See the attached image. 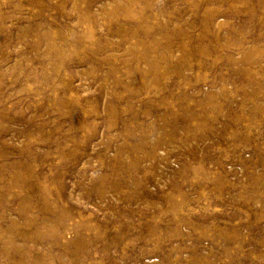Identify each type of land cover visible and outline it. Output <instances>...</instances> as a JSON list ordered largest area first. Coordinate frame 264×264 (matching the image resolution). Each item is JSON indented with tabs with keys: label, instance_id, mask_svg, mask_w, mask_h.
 Wrapping results in <instances>:
<instances>
[{
	"label": "rangeland",
	"instance_id": "obj_1",
	"mask_svg": "<svg viewBox=\"0 0 264 264\" xmlns=\"http://www.w3.org/2000/svg\"><path fill=\"white\" fill-rule=\"evenodd\" d=\"M0 264H264V0H0Z\"/></svg>",
	"mask_w": 264,
	"mask_h": 264
}]
</instances>
